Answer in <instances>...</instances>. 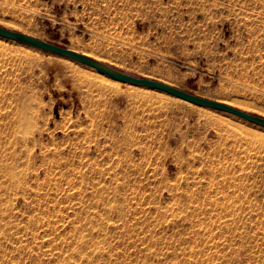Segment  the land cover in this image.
Segmentation results:
<instances>
[{"label":"rangeland","instance_id":"1","mask_svg":"<svg viewBox=\"0 0 264 264\" xmlns=\"http://www.w3.org/2000/svg\"><path fill=\"white\" fill-rule=\"evenodd\" d=\"M0 25L264 117V0H0ZM94 71L0 36V264H264V127Z\"/></svg>","mask_w":264,"mask_h":264},{"label":"water","instance_id":"2","mask_svg":"<svg viewBox=\"0 0 264 264\" xmlns=\"http://www.w3.org/2000/svg\"><path fill=\"white\" fill-rule=\"evenodd\" d=\"M0 36L7 38V39L14 40L16 42L22 43L24 45H27V46H30L36 49H39L41 51H44L52 55L93 67L97 69L98 71L114 79H117L119 81L133 84V85L140 86V87H147V88L163 91L170 95L187 100L196 105H199L205 108L227 112L232 115L243 118L251 123L264 127V117L263 116L244 111L242 109H239L237 107L231 106L229 104H226L220 101L211 100V99L197 96L193 93L187 92L183 89H180L176 86H173L169 83H166V82H163L157 79L141 77V76L128 73L107 62L98 60L94 57H91L79 51H76L70 48H65L63 46L54 44L52 42L40 39L38 37L29 35L27 33L16 31V30H11L9 28H6L0 25Z\"/></svg>","mask_w":264,"mask_h":264},{"label":"bare ground","instance_id":"3","mask_svg":"<svg viewBox=\"0 0 264 264\" xmlns=\"http://www.w3.org/2000/svg\"><path fill=\"white\" fill-rule=\"evenodd\" d=\"M77 51V50H76ZM81 53H84V54H86V55H89V56H91V57H94V58H96V59H98V60H101V61H104L103 59H101L99 56H94V55H92V54H90V53H87V52H81ZM105 62V61H104ZM94 73H95V75L99 78V79H101V81L102 82H105V83H101L102 85H104V84H108V85H111V86H114L116 89L117 88H121L120 86H122V85H129V86H127L128 88H139V89H151V88H147V87H140V86H136V85H133V84H129V83H125V82H122V81H119V80H117V79H114V78H112V77H110V76H108V75H106V74H104V73H102V72H100V71H98L97 69H95L94 68ZM151 90H156V89H151ZM161 92H163V91H161ZM168 94V93H167ZM176 97V96H175ZM177 98H179V97H177ZM179 99H181V98H179ZM182 100H184V99H182ZM184 101H186V102H189V101H187V100H184ZM221 102V101H220ZM191 103V102H190ZM224 103V102H223ZM226 104H228V103H226ZM220 119V118H219ZM218 121H220V122H223V120L222 119H220V120H218ZM228 123H230V124H232V122L231 121H229L228 120Z\"/></svg>","mask_w":264,"mask_h":264}]
</instances>
